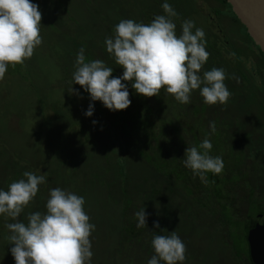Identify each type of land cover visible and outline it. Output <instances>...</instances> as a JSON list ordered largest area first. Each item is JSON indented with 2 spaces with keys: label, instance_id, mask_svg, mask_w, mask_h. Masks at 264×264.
I'll list each match as a JSON object with an SVG mask.
<instances>
[{
  "label": "trees",
  "instance_id": "obj_1",
  "mask_svg": "<svg viewBox=\"0 0 264 264\" xmlns=\"http://www.w3.org/2000/svg\"><path fill=\"white\" fill-rule=\"evenodd\" d=\"M57 1V7L53 6L52 0L50 8H59L58 3L63 5L62 0ZM117 1H121L115 5L119 8H114V6L103 8L101 7L102 0H84L86 4L91 5L90 11H88L98 15L91 17L93 25L87 27L93 29L94 32L91 31L90 37L79 43L74 42L75 39L73 41L75 36L69 38L73 44L83 45L87 55L93 50L97 57L93 59L88 57V60L99 59L104 61L108 67L113 68V77L122 76L123 69L115 64L114 58L107 53L104 43L106 37L114 35V28L118 24V22H114V25L111 23L110 12L112 10L122 11L121 7H124V10L129 9L128 1L127 3L123 0ZM220 1L229 8V10L224 11L229 18L228 24L231 25L235 22L234 24H237L238 28L244 31V40L242 42H238V39L235 40L238 38V31L232 32V29L229 31L232 34L236 33L233 34L235 37L233 42L231 41L233 36L223 32V29L220 30L223 38H219L215 33L208 35V31L203 29L206 51L210 55L201 70V75L203 71L212 68L224 69L228 77L224 83L231 93L227 103L206 104L199 90H193L189 104L177 102L174 96L167 94L164 89L161 90L159 96L148 98L135 92L132 88L133 82H124L127 84L131 104L125 110L111 111L102 102L91 101L89 94L79 88V85H72L84 99L79 100L77 97L75 100L73 97L68 99V102L71 99L73 103L74 101L77 102L78 109L76 108V110H79V115L75 119L74 111L71 110L73 119H67L64 124L71 125L74 129L80 124L83 126V131L75 129L76 134L70 137L74 141V148L78 146L80 150H83V148L88 147L87 152L82 154L84 157L82 167L92 170L90 171L91 181L97 180L98 183L103 184L101 179L104 174H100L108 169V174L111 173V179L113 178V182L109 183L108 196H96L94 198L93 203L96 204V207L93 203L85 202L84 204V211L89 217L100 220L102 218L101 212L104 211L111 221L117 223V227L110 230L113 224L109 221V231L104 233L106 241H100L99 244L101 243L100 245L104 248L100 252H107L108 246L113 244L115 247L113 251L115 250L116 254H111L112 260L118 259L112 262V260L104 257L95 264H121L119 261L123 257L122 253H134L137 256H133L125 264H148L151 257L155 255L151 246L154 230L157 231L156 234L167 235L168 232H172L174 227L186 226L190 229H207L206 227L212 225L211 220L213 219L218 222L219 226H226L229 235L233 226L249 218L248 212L245 218H242V210L234 205L235 199L237 200L244 192V197L248 201V208L253 205L254 200L257 203L264 199V55L247 33L245 26L234 14L227 0ZM35 2L33 1L34 4ZM164 2L165 0H155L153 8L146 9L149 11L147 18L132 17V19L137 23H150L159 13L160 15L164 14L162 9ZM167 2L174 8L176 0H167ZM159 4L160 8L158 9L157 5ZM195 9L198 8L195 7ZM223 9L222 7L215 9V11H219V13L216 12L219 18L221 17L220 11ZM67 10L69 12V9ZM224 12L221 11V13ZM134 13L131 11L132 15ZM177 14L174 22L179 28L176 29L177 35H179L181 34V24L188 19V16L183 9ZM96 24L97 26H95ZM104 24L112 25L105 29L104 35H100L98 30ZM66 25L68 26L67 22ZM75 38L77 39V37ZM237 43H241V48L237 46ZM85 46L90 47L86 49ZM67 48H64V51L69 58L63 57L64 55L61 56L57 50L54 52L56 53L55 56L59 57L61 73L64 72L61 79L64 81L68 75H71L72 81L74 70L71 72V69L75 63L72 64L70 61L73 52ZM232 53L235 55H231ZM228 54L232 56V60L230 58L227 60L226 55ZM250 58L252 65L248 66L247 62L250 61ZM31 59L26 60L24 65H21L23 72H26L27 62L30 63ZM232 77L238 78V82ZM89 104H93L94 107L91 117L85 115ZM51 110L54 112L53 109ZM94 121L95 123H93ZM210 122H215L216 125V132L211 135ZM53 123L58 125L57 129L60 133L66 129L63 127L62 116H57L52 120L51 124ZM92 125L94 126L93 129ZM83 132L89 133L86 138L87 141H80L79 139ZM45 136L49 135L46 134ZM206 136L213 145L210 155L220 156L224 162V168L220 174L207 173V184L201 182L200 178L194 176L192 171L185 168L182 163L187 146L198 147ZM49 138L51 137H46V139ZM113 139L117 141L114 142ZM91 140H102L106 150L111 149L110 151H112L111 156L106 155L105 151L98 155L100 159L96 163V177L95 175L92 176L95 169H91L86 160L92 161L89 158L92 154L88 150L95 153L97 148L101 146L90 144ZM124 150H127L126 152L131 156L127 153L125 155ZM70 152L72 151L68 150V153ZM129 156L131 160H135L134 165L130 164ZM14 157L17 159V156ZM161 161H163V165H161ZM34 172L36 174L37 171L34 170ZM160 180L164 185L163 204H159L157 199L160 191L156 186H152V183L159 184ZM136 181L150 184V186L148 184V187L146 186V193L141 192ZM41 192L44 193L45 191L41 190ZM171 198L174 200L172 201ZM44 199L46 201L45 194ZM172 202L177 204L171 205ZM89 205L96 209L94 217L91 216ZM152 206H159V209L151 208ZM142 207H145L147 227L137 228L135 212ZM0 219L5 220V222L0 223V242L3 243L0 246V259H2L11 254V251H6L12 247L7 240L10 233L6 224L12 221L10 218L6 219L4 215H0ZM20 220L27 223L24 218ZM256 221L257 218L252 220L250 230ZM155 222L159 223L160 229H154ZM165 229L168 232L160 233L161 230ZM109 232H111L110 236ZM130 243L134 246L132 249L126 246ZM4 263L7 264V258ZM182 264H186V260ZM242 264H253L250 255L247 260H243Z\"/></svg>",
  "mask_w": 264,
  "mask_h": 264
},
{
  "label": "clouds",
  "instance_id": "obj_2",
  "mask_svg": "<svg viewBox=\"0 0 264 264\" xmlns=\"http://www.w3.org/2000/svg\"><path fill=\"white\" fill-rule=\"evenodd\" d=\"M162 9L164 14L156 15L150 23L122 19L114 35L105 38L107 53L123 69L122 76L113 77V68L102 60H86L81 48L71 84L79 85L91 101H100L111 111L125 110L131 104L124 82H133L135 92L148 98L159 96L164 89L177 102L189 104L193 90H199L206 104L227 103L231 93L224 83L228 78L224 69L212 68L201 75L210 55L204 30L195 28L192 20H184L177 35V12L167 0ZM41 20L39 6L31 0H0V80L9 65H24L42 44ZM232 78L238 82V78ZM69 91L80 95L72 86ZM93 111V104H89L85 115L91 117ZM210 129V135L215 134V122H210ZM212 147L206 136L198 147L188 145L182 158L183 166L205 184L207 173L220 174L224 168L222 157L210 155ZM23 177L6 191L0 190V215L12 221L6 228L15 264H91L90 235L95 225L89 223L84 211V198L59 187L50 189L46 212L29 213L25 223L18 218L36 197L46 176L25 171ZM135 219L137 228L147 227L145 207L135 212ZM154 229H160L158 222ZM156 232L151 241L155 255L148 264H182L186 246L176 231H167V235Z\"/></svg>",
  "mask_w": 264,
  "mask_h": 264
},
{
  "label": "rangeland",
  "instance_id": "obj_3",
  "mask_svg": "<svg viewBox=\"0 0 264 264\" xmlns=\"http://www.w3.org/2000/svg\"><path fill=\"white\" fill-rule=\"evenodd\" d=\"M33 1H36L35 4L39 6V10L42 13L40 27L42 44L34 50L30 63L27 62L28 65L26 66V72L22 71L21 65H16L14 68L10 65L3 80H0V190L6 191L13 181L23 179V173L25 171H31L35 174L34 170H36L37 175L44 174L46 176L45 183L39 186V191L36 197L24 209L18 219H26L29 213L37 211L41 213L46 212V202L49 198L50 189L59 187L63 190L71 191L78 196H82L85 202L93 203L96 196H108V189L110 188L109 183L113 182V178L111 179V173L108 174L109 169L100 174H104V177H102L101 180L105 183L100 184L97 180L91 181L90 171L92 170H87L82 167L84 159L82 154L83 152H87L88 147L83 148V150H80L78 146H76L77 148H74V141L71 140L70 137L73 134H76L77 129L78 131H83V126L80 124L77 128L75 127V130L71 125H66L64 123L67 119H73L71 110L74 111L75 119H77L79 115V110H76V108L78 109L77 102L74 101L73 103L72 99L68 102V99L73 97L75 100V97H77L79 100H83L84 97L81 96L80 93L79 96L71 95L69 91L72 86L71 75H68L64 81L61 79L64 72L61 73L62 70L59 68V66L61 67V63L59 57L55 56L56 53L54 52V50H57L61 56L64 55L63 57L69 58L64 51V48L69 47L70 49L67 48V50L73 52L70 61L74 64L77 53L81 48H84V46L75 45L72 42L75 39L74 42L79 43L90 37L93 29H88L87 27L93 25L91 17L98 15L92 14V11L89 12L91 5L89 6V4H86L84 0H62L63 2H61L63 5L58 3L59 8L55 9L50 8L52 0ZM33 1L31 0L32 3ZM102 1L103 3L101 7L103 8L112 6H114V8H119L115 5L121 3V1L118 2L117 0ZM125 1L126 3L127 1L129 2L128 10H124V7H121L122 11L112 10L110 12V19L113 25L114 22L119 23L122 19H132V17L138 19L143 17L145 19L149 12L146 9L153 8L155 5V0H123V2ZM57 2V0H53V6L55 5L57 7ZM94 5H96V3H94ZM174 5L176 12H179L181 9L186 11L188 16L187 20H192L195 24V28L206 29L208 35L215 33L221 38L223 34L220 33V30L223 29V32L225 31L226 34L229 33L233 36V39H231L233 42L236 33H233V35L229 31V29H232V32L238 31V38H235V40L238 39V42L244 40V31L239 29L238 25L234 24V21L231 25L228 24L229 18L224 11H226V9L229 10V8L227 5L225 6L222 1L176 0ZM157 7L159 9L160 4L157 5ZM195 7L198 9L196 10ZM221 7L224 8L221 10L224 13H221L220 11V16L223 18H219L217 16L219 11H215V9H221ZM67 9H69V12ZM191 9L192 12H190ZM131 11L135 13L132 15ZM66 22L68 23V26L66 25ZM108 24H104L100 27L98 30L100 35H104L106 33L105 29L112 25ZM95 26H97V24ZM176 29L179 28L176 26ZM74 36L77 37V39ZM69 38H73V41ZM237 44V46L241 48V43ZM85 47L87 49L90 46ZM93 52L94 51L92 50L89 55H87L86 52L84 53L86 60H88V57H91L92 59L97 57ZM226 56L227 60L228 58L231 60L233 59L229 54ZM249 60L247 65L251 66L252 59L250 58ZM73 70L75 71V67L71 69V72H73ZM78 87L81 88L80 86ZM73 89L76 90L74 87ZM51 109H53L54 112ZM57 116L63 117V127L66 128L63 133L58 131L57 124H51L52 120ZM93 128L94 126L92 125V129ZM46 134L51 138L46 139V137H49L45 136ZM88 135L89 133L83 132L82 137L79 136L80 141H87L86 138ZM113 141L115 142L117 140L113 139ZM90 144L101 146L97 148V152L95 153H91L90 150H88V152L92 154L89 156L92 161H89L86 158L87 165L91 169H95L94 172H92V176L95 175L96 177V163L100 159L98 155L105 151L104 153H106V155L111 156L112 151H110L111 149L106 150V146H103L105 144L102 143V140H91ZM68 150H71L72 152L68 153ZM126 151L127 150H124L125 155L127 153ZM128 155L131 156V154ZM14 156H17V159H15ZM129 161H131V165H134V159L131 160L130 157ZM161 165H163V161H161ZM109 166L111 168V165ZM69 169H71L70 172ZM114 177L116 181L115 174ZM137 183L141 192L146 193L145 191L148 183ZM148 185L150 186V184ZM152 186H156L160 191L157 195V199L159 204H163V198L165 195L163 192L164 185H162L161 180L159 181V184L152 183ZM41 190L45 192L43 193ZM44 194L46 195V201L44 199ZM244 195L245 193L242 192L239 198H237V200L235 199L234 205L242 210L241 215H243V219L247 212L249 218L242 221V223L233 226L231 232L229 229V235L226 226H219L218 222L213 219L211 220L212 225L206 227L207 229H190V227L186 226L172 228V231H176L186 246V264H242L243 260L248 259L249 245L247 235L252 220L259 217L260 214H263L264 199L257 203L256 200H254L253 205H250L248 208V201H246ZM171 200L173 201L174 199L171 198ZM174 203L177 204L176 202L170 204L173 205ZM93 205L96 207V204L93 203ZM159 206H152L151 208L159 209ZM88 207L91 210V216L94 217L96 209L91 205ZM101 217L100 220L89 217V223L95 225V229L90 235L92 245L91 251L93 253L91 264L97 263V261L104 259V257L112 260L113 253L116 254L115 250L113 251V248H115L113 244L108 246L106 249L107 252H100V250L104 248H102L100 245L101 243L99 244V242L106 241V235L104 233L109 231V221L113 224L111 225L110 230L117 227V223L111 221L110 217L106 216L104 211L101 212ZM5 218L8 219L6 216ZM3 222H5V220L0 219V223ZM110 233L111 232L108 233L109 236ZM1 244L3 243L0 242V246ZM126 246L129 249L134 247L132 246V243L127 244ZM6 251H10V249ZM122 255L123 257L119 261L121 264H125L130 258L135 256L134 253H122ZM6 258L7 264H15L12 254L6 256ZM6 258L0 259V264H6L4 263ZM117 259L118 258L113 259L112 262ZM188 261L190 262L188 263Z\"/></svg>",
  "mask_w": 264,
  "mask_h": 264
},
{
  "label": "water",
  "instance_id": "obj_4",
  "mask_svg": "<svg viewBox=\"0 0 264 264\" xmlns=\"http://www.w3.org/2000/svg\"><path fill=\"white\" fill-rule=\"evenodd\" d=\"M227 3L264 55V0H227ZM247 241L253 264H264V225L256 224Z\"/></svg>",
  "mask_w": 264,
  "mask_h": 264
},
{
  "label": "flooded vegetation",
  "instance_id": "obj_5",
  "mask_svg": "<svg viewBox=\"0 0 264 264\" xmlns=\"http://www.w3.org/2000/svg\"><path fill=\"white\" fill-rule=\"evenodd\" d=\"M258 223L264 225V212L263 214H260L259 217H257V221L253 224V226H255Z\"/></svg>",
  "mask_w": 264,
  "mask_h": 264
}]
</instances>
